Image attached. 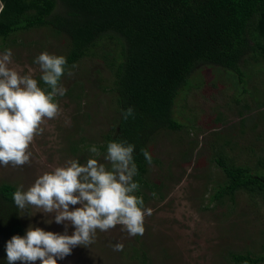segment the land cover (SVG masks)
I'll return each mask as SVG.
<instances>
[{
    "label": "rangeland",
    "instance_id": "obj_1",
    "mask_svg": "<svg viewBox=\"0 0 264 264\" xmlns=\"http://www.w3.org/2000/svg\"><path fill=\"white\" fill-rule=\"evenodd\" d=\"M12 39L17 43H8L13 54L10 67L22 69V74L28 67L33 68L39 86L41 73L35 59L43 52L64 57L67 53L64 37L50 35L46 28L23 32ZM5 51L0 50V55ZM241 67L242 78L212 65L194 71L174 104L173 117L182 130H164L148 144L150 155L159 161L150 165L148 180L160 186L161 194L143 191L149 198L144 207L152 209V215L145 217L144 234L131 237L120 225L106 232L97 230L94 243L75 246L57 264H140L131 257L134 250L147 252V264H232V253L260 251L264 207L255 205L242 192L234 202L211 200L214 188L224 177L215 159L249 167L253 174L264 177V167L260 166L264 163V63L243 62ZM71 73L61 83L67 91L78 81L83 84L87 98L82 110L90 116L84 135L97 137L111 126L113 109L104 111L106 94L97 83L98 77H107L110 72L102 60L89 57L74 66ZM57 99L62 115L48 121L43 135L36 138L31 162L20 167L0 165V183H11L18 189L23 186L22 190L27 191L41 174L51 171L50 166L75 160L67 151V137L77 108L72 99ZM98 161L110 167L103 157ZM79 207L70 205V210ZM54 216L34 207L21 210L25 236L29 227L72 235L74 226L67 221L57 224ZM117 242L124 245L123 251L113 250Z\"/></svg>",
    "mask_w": 264,
    "mask_h": 264
},
{
    "label": "trees",
    "instance_id": "obj_2",
    "mask_svg": "<svg viewBox=\"0 0 264 264\" xmlns=\"http://www.w3.org/2000/svg\"><path fill=\"white\" fill-rule=\"evenodd\" d=\"M1 2L0 50L9 49V42L15 45L17 41L12 38L23 32L46 28L50 35L64 37L67 69L85 58L102 60L110 75L98 77L97 83L106 94L104 111L113 109L111 126L97 137L84 135V126L90 125V116L82 110L87 95L80 81L74 83L64 95L77 108L67 137V151L84 164L89 158L104 159L110 142L135 145L133 155L138 174L134 180L140 185L135 195L142 197L144 203L149 198L143 191L156 195L160 186L148 180L150 165L159 161L152 158L149 164L142 150L150 154L148 144L160 132L182 130L183 126L173 117L174 104L193 72L212 65L242 78L243 62L264 63V0ZM40 87H46L43 81ZM129 107L134 109V118L125 120L123 113ZM92 145L98 148L99 156L89 151ZM213 161L224 177L220 178L219 187L214 188L212 201L234 202L242 192L255 205L264 207V177L235 162L222 158ZM260 166L264 167V163ZM16 190L14 184L0 183V264H8L7 242L13 236L25 237L21 209L13 200ZM262 239L260 251L232 253L231 263L264 264V231ZM130 254L140 264L150 260L144 251L139 254L134 250Z\"/></svg>",
    "mask_w": 264,
    "mask_h": 264
},
{
    "label": "clouds",
    "instance_id": "obj_3",
    "mask_svg": "<svg viewBox=\"0 0 264 264\" xmlns=\"http://www.w3.org/2000/svg\"><path fill=\"white\" fill-rule=\"evenodd\" d=\"M12 55L10 49L0 55V165L20 167L31 162V147L43 135L47 122L62 115L57 98L63 97L67 89L61 79L66 70L68 75L72 73L67 69L66 57L43 52L34 61L46 85L42 88L33 68L28 67L22 74V69L10 67ZM123 116L125 120L134 118V109L129 107ZM134 149L135 145L127 142H110L104 156L110 167L96 158L84 164L68 160L63 166H50L51 171L41 174L27 191L22 190L23 186L16 190L13 200L19 209L34 207L46 215L55 214V223L70 222L75 231L62 235L29 227L25 237L13 236L7 242L8 264H57L75 246L94 243L97 230L106 232L117 225L131 237L142 236L145 217L152 215V209L145 208L143 198L135 195L140 185L134 180L138 174ZM89 151L100 155L95 145ZM142 154L151 164L149 152L142 150ZM77 204L81 207L70 210V205ZM123 249L122 243L113 245L114 251Z\"/></svg>",
    "mask_w": 264,
    "mask_h": 264
}]
</instances>
